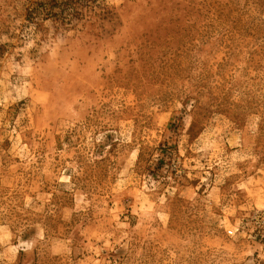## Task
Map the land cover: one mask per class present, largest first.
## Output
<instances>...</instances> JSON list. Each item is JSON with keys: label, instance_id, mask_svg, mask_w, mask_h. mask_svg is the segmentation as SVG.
I'll list each match as a JSON object with an SVG mask.
<instances>
[{"label": "rangeland", "instance_id": "374dc122", "mask_svg": "<svg viewBox=\"0 0 264 264\" xmlns=\"http://www.w3.org/2000/svg\"><path fill=\"white\" fill-rule=\"evenodd\" d=\"M0 264H264V0H0Z\"/></svg>", "mask_w": 264, "mask_h": 264}]
</instances>
